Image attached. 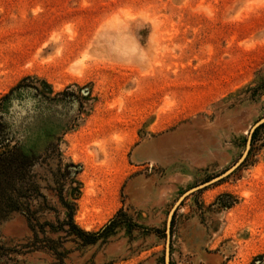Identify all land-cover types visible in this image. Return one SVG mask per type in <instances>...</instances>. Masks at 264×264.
Masks as SVG:
<instances>
[{"label": "rangeland", "instance_id": "obj_1", "mask_svg": "<svg viewBox=\"0 0 264 264\" xmlns=\"http://www.w3.org/2000/svg\"><path fill=\"white\" fill-rule=\"evenodd\" d=\"M263 117L264 0H0V264H164L249 137L169 264H264Z\"/></svg>", "mask_w": 264, "mask_h": 264}, {"label": "trees", "instance_id": "obj_2", "mask_svg": "<svg viewBox=\"0 0 264 264\" xmlns=\"http://www.w3.org/2000/svg\"><path fill=\"white\" fill-rule=\"evenodd\" d=\"M1 127L2 125L0 123V128ZM261 130H264V122L255 128L251 145H254L255 142L259 140L258 138L261 137ZM6 139L7 138H4L3 140L6 141ZM251 150L252 147L250 151ZM30 161V157L24 155L16 148L0 155V210L3 213L19 210L24 203L21 202V199L24 195L23 189L17 188L15 186L12 176H10L7 171L12 169V172L16 174V172L21 171L23 167L29 165ZM65 208H67V210H70L67 213V220L64 223V225L68 226V231H73L74 233L84 237H93L95 235L94 233L84 232L75 223H73L72 211L74 208V204H65Z\"/></svg>", "mask_w": 264, "mask_h": 264}, {"label": "water", "instance_id": "obj_3", "mask_svg": "<svg viewBox=\"0 0 264 264\" xmlns=\"http://www.w3.org/2000/svg\"><path fill=\"white\" fill-rule=\"evenodd\" d=\"M264 122V117L261 118L259 121H257L251 128V132H253V130L258 127L259 125H261ZM6 138L10 139L11 138V131H9L8 129L6 130ZM250 147V137L247 140L246 143V147H245V152L243 153V155L241 156V158H239V160L228 170H226L225 172H223L222 174L198 185L195 186L189 190H187L186 192H184L180 198L176 201L175 205L173 206V208L170 210L169 215L167 217V222H166V228H165V249H164V264H169V259H170V223H171V219H172V215L174 210L176 209L177 205L188 195L192 194L193 192L199 191L205 187L211 186L215 183L220 182L221 180H223L224 178H226L227 176H229L234 170H236L240 164L243 162V160L245 159V156L247 154V150Z\"/></svg>", "mask_w": 264, "mask_h": 264}, {"label": "bare ground", "instance_id": "obj_4", "mask_svg": "<svg viewBox=\"0 0 264 264\" xmlns=\"http://www.w3.org/2000/svg\"><path fill=\"white\" fill-rule=\"evenodd\" d=\"M246 128V127H245ZM248 134V133H247ZM161 192V191H160ZM160 194V193H159Z\"/></svg>", "mask_w": 264, "mask_h": 264}]
</instances>
